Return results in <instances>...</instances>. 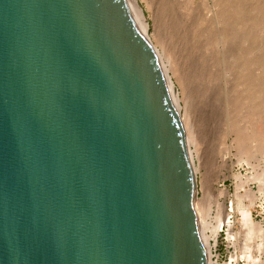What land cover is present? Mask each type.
<instances>
[{"label": "water", "instance_id": "obj_1", "mask_svg": "<svg viewBox=\"0 0 264 264\" xmlns=\"http://www.w3.org/2000/svg\"><path fill=\"white\" fill-rule=\"evenodd\" d=\"M133 8L0 0V264H208L177 88Z\"/></svg>", "mask_w": 264, "mask_h": 264}, {"label": "rangeland", "instance_id": "obj_2", "mask_svg": "<svg viewBox=\"0 0 264 264\" xmlns=\"http://www.w3.org/2000/svg\"><path fill=\"white\" fill-rule=\"evenodd\" d=\"M136 2L135 6L140 5L143 9L142 19L148 22V34L156 44L157 51L164 62L170 61L165 58V53L158 43L161 38L167 41L174 55L180 57L176 58V60L179 59V68L182 67L185 73L190 74V79L192 78L184 91V101L181 100L180 103L184 106L181 113L188 116L196 139L192 146L197 149L195 156L199 166L196 173L198 194L200 197H204L202 203L207 209L208 228H206V232L212 233L213 227H216L218 222L216 219L221 214L225 215L226 213V218L223 217L224 221L230 218L231 225H233L230 226L231 228L222 226L220 229L217 244L212 248L213 260L215 264H264V245L262 246L264 244V182L256 179L257 174L264 171V157L252 151L249 156L244 157L245 160L240 162L239 154L233 145L232 137L235 134L233 135L229 131V128H236L244 133L253 131L254 124L249 121L251 103L247 101L245 89L237 80V72L232 69V59L230 58L239 52L241 56V50L246 54L245 52H249L246 50L250 47L245 48L247 43L250 45L252 40L259 41L264 38L263 33L258 29L259 32H256L260 36L258 35L256 38L257 35L254 31L255 23H260V21L254 22L258 17L263 18L264 22V15L263 17L259 16V13H264L262 4L264 0L258 1L261 5L256 4L258 2L255 0H225V26H228L225 31L227 30L229 34L233 31L234 37L225 40V69L222 61L224 53L220 48L215 45V50L213 45L212 50L211 46H205L207 38L204 35L208 34L207 29H209L208 31L214 30V35L210 31L213 38L217 37L215 33H218V28L212 17L214 6L211 0H136ZM256 5L262 6L263 9L260 7L261 10H258ZM256 10H258L257 13H255ZM260 18L258 20H261ZM252 19L253 26V23L250 22ZM243 21H245L244 24ZM210 23L214 29H212L213 27L208 28ZM198 25L201 26V29L197 28ZM244 26L252 36L247 35L248 32ZM229 29L233 30L229 32ZM235 29L238 33L234 31ZM198 32H203V37L197 34ZM244 35L249 36L248 38L252 40L248 41ZM154 36H156V40ZM249 42L251 43L249 44ZM210 49L215 53L210 54L212 52ZM201 68L206 71L199 78L191 76L195 73V69L196 75L198 76V72L200 75ZM175 85L180 89L177 82ZM248 128L251 130H247ZM223 204L224 207H222ZM245 209L251 211L254 223L257 222L263 227V234L255 236L251 241L246 237L247 226L245 227L242 214V210Z\"/></svg>", "mask_w": 264, "mask_h": 264}, {"label": "bare ground", "instance_id": "obj_3", "mask_svg": "<svg viewBox=\"0 0 264 264\" xmlns=\"http://www.w3.org/2000/svg\"><path fill=\"white\" fill-rule=\"evenodd\" d=\"M211 1L213 3L212 5L214 6V9H213L214 12H213V16L212 17H213L214 22L216 24L215 26H217V28H218V33H215V34H217V37L213 38V36L210 34V31H212L211 33L214 35V33H213L214 30L208 31L209 29H207V32L210 35H208V34L204 35L203 32H202L203 34L201 32L200 33L198 32L197 34H199L200 36L202 35V37L204 35L205 38H207L206 39L207 44L205 43L206 44L205 46H207V47L211 46V49L213 48L212 47L213 45H214L213 49H215L216 47L220 48V50L224 53V54H222V56L224 55V57H223L224 59L222 61H223V64H224V69H225V40L227 41V40H229L228 38L233 37V31H232L233 29L232 30H230V29L228 30L229 32L232 31V33L230 32V34L227 32V30L225 31V28L228 27V26L227 27L225 26V0H211ZM255 1L256 2H258V1L260 2V0H255ZM259 2L256 3V4H259ZM127 3L129 5L130 11H131L134 19L138 23V20H137V17H136L134 8H133L136 5V3H137L136 0H127ZM262 4L264 5V3H262ZM259 5H261V4H259ZM256 6H257L258 10L263 9L262 6H260V7H262L261 9H260V7L258 5H256ZM258 10H256L255 13H257ZM142 12H143V9H142ZM259 14H260L259 16L262 15L261 17H263V15H264V13L263 14L259 13ZM238 16H240V15H238ZM255 16H256V14H255ZM256 17H254V19H256ZM251 18H252V16H251ZM259 18L260 17H258L257 20L254 21V22H259L260 21L261 24L260 23H257V24L255 23V25H254L253 19L250 22L253 23L252 26L253 25L256 26V29L254 31L256 32V31L259 30L261 33H263L262 36L264 37V24H263L264 22L262 21L263 18L262 19L260 18L261 20H258ZM244 22L245 21H243V24H244ZM211 24L212 23L209 24L210 27H208V28L213 27V26H211ZM138 25H139V23H138ZM198 26H197V28L201 29L200 28L201 26L200 25H198ZM245 26H246V24H245ZM245 26H244V28H245ZM205 27H203V28H205ZM217 28L215 27V29H217ZM212 29H214V27ZM199 31H201V30H199ZM234 31L236 33H238L236 31V29ZM250 31L252 32V30H250ZM204 32L206 34V30ZM235 32H234V34H235ZM246 32H248L247 35H249L248 29H246ZM231 34H232V36H231ZM255 34L257 35V32ZM258 35L256 36V38L258 37ZM246 36L244 35V37H246ZM249 36H252L251 33H250ZM148 37L151 40L153 46L155 47V49L157 51L158 49L156 47V44L153 43V41H152L151 37L149 36V34H148ZM154 37H155V40H156V36H154ZM248 37H246V38H248ZM250 40H252V39L248 38V41H250ZM252 41H251L252 43L249 42V44L251 43L250 45H248V43H247L246 44L247 46H245L246 49H247V47L250 46L249 47L250 50H248L249 48L246 50V51H249V52H245L246 54L248 53L247 55L244 54V52L241 50V56L242 57L239 55L240 52L238 51L239 52V53L237 52L238 54H235V55L233 54L232 58H230V59H232V62H231L232 65H233L232 69L235 72H237V80H238V82H240L241 87L243 86L244 89H245L244 91L247 94L246 95L247 96V101L251 103V105H250L251 108L249 109V119H250L249 121H250V123L254 124L253 125V131H251L249 133H244L243 131L236 130V128H234V127H233L234 129L229 128L230 133H233V135L235 134L234 137H232L233 145H234L235 149L237 150V152L239 154V161L240 162L245 160L244 157L249 156L252 153V151L257 152V153L261 154L264 157V38H262L259 41H256V40H252ZM158 43L161 45V48H162L163 52L165 53V56H166L165 58H167L170 61L168 63L164 62V59L160 56V54L157 51L158 55L160 56V58L162 60V63L164 65L166 71L168 72V74H169L171 80L174 82V84H175V82H177L179 84V86H180V89H178L176 87L177 88L178 101H179L180 109H184V106H182V104L180 102H181V100L184 101V91L187 88V86L189 85V83L191 82L192 78L190 79V74L185 73V71L182 69V67L179 68V66H178V63H179L178 60L179 59L176 60V58H180V57L178 55H174V52H173L172 48H170V46H168L167 41L165 39L161 38V40ZM215 45H216V47H215ZM165 46H166V49H165ZM207 47H205V48L208 49ZM206 51H208V50H206ZM213 52L215 53V51H212L210 54H212ZM217 53L220 54V52H217ZM208 57H210V56H208ZM244 58H246V59H244ZM210 59H211V57H210ZM212 60H213V58H212ZM215 61H218V60L215 59ZM215 61H213V62H215ZM174 65H175V67H174ZM205 71L206 70L201 68L200 69V75H199V72H198V76H197L196 75V69H195V73L193 75H191V76H193L195 78H199L202 75V73H204ZM223 72L225 73V70ZM168 87H169V85H168ZM169 92L171 94V97H172V100H173V103H174V98H173V94H172V91H171L170 87H169ZM242 122H243V120H242ZM182 123H183V127H184V130H185L186 141H187V145H188V148H189V153H190V156H191V161H192V165H193V172H194L195 182H196V186H197V197L195 198V204L194 205H195V210H196L197 217H198V223H199V227H200L201 234H202V237H203V241H204L206 249H207L208 264H215V261L213 260L212 248H214L216 246V244H217L218 234L220 232V229L222 228V226H227L229 228L230 226H233V225H231L230 218H227L224 221V219L226 218V213H225V215L224 214L222 215L220 213L221 216L219 215L218 218L216 217L217 219L215 218L216 221L218 220L216 227L215 226L213 227V225L211 223H209L214 228V229L212 228L213 229L212 233L208 234L206 232V228H208L207 227V223L208 222H207V219H206L207 218V216H206L207 209L205 208V204L203 205V203H202L204 197H200L199 194H198L199 193L198 182H197V178L198 177H197L196 173H197V171L199 169V166H198V164L196 162V156H195V150H197V149H194L193 148L194 146H192L193 144H195L196 139H195V135L192 132L191 125H190V120H189L188 116H186V115L184 116L182 114ZM250 128H251V126H250ZM247 130L250 131L251 129L248 128ZM263 162H264V159H263ZM256 179L260 180L261 182H264V171H262L261 173L257 174ZM202 180H203V178H202ZM243 184H244V182H243ZM252 195H254V194H252ZM245 198H247V197H245ZM253 202H255V201H253ZM222 207H224V204L222 205ZM225 209H226V207H225ZM208 211H210V210H208ZM242 214L244 216V220H245V224H246L245 227L247 226V236L246 237L248 238V240L251 241V239H253L255 236L262 235L263 234V227L260 224H258L257 222H256L257 224L254 223V221L252 219V216H251V211L249 209H245V210H242ZM209 215H210V213H209ZM224 216H225V218H223ZM263 245L264 244H262V246ZM260 246H261V244H260ZM251 250H253V249H251ZM248 251H250V250L248 249Z\"/></svg>", "mask_w": 264, "mask_h": 264}]
</instances>
